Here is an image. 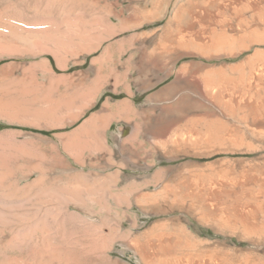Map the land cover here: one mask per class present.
Returning <instances> with one entry per match:
<instances>
[{
    "label": "rangeland",
    "instance_id": "1",
    "mask_svg": "<svg viewBox=\"0 0 264 264\" xmlns=\"http://www.w3.org/2000/svg\"><path fill=\"white\" fill-rule=\"evenodd\" d=\"M186 1L165 0L162 18L113 32L121 20H92V0H0V264H144L136 240L155 224L176 218L173 226L185 228L197 241L236 244V238L219 234L193 213L145 214L135 205L128 213L112 211V200L92 194V186L87 200L77 195L82 176L93 185L101 151L109 154L101 166L106 186L116 173L119 180L144 181L158 171L178 175L193 164L248 158L217 155L117 165L114 153L130 145L139 151L154 147L158 156L162 151L146 142L144 128L137 119L128 121L126 110L144 112L150 99L177 81L182 65L203 61L183 58L174 73H137L138 79L116 83L112 56L122 54L130 39L132 45L144 42L150 51ZM225 63L230 61L204 62L207 69ZM196 77L204 83L202 74ZM95 116L105 118L98 130L87 124ZM130 127L134 134L125 139Z\"/></svg>",
    "mask_w": 264,
    "mask_h": 264
},
{
    "label": "bare ground",
    "instance_id": "2",
    "mask_svg": "<svg viewBox=\"0 0 264 264\" xmlns=\"http://www.w3.org/2000/svg\"><path fill=\"white\" fill-rule=\"evenodd\" d=\"M164 1L92 0V20H121L113 32L125 30L162 18ZM69 11L65 9L64 14ZM159 35L150 51L142 46L144 42L132 45L130 39L122 54L112 56L110 71L116 83L120 78L138 79L137 73H174L183 58L203 62L182 65L176 71L177 81L150 99L144 112L131 106L126 110L128 121L139 120L143 138H150L146 142L162 151L158 156L154 147L139 151L133 149L136 144L130 145L123 153H114L121 163L117 165L150 166L158 159L172 162L217 155L248 158L193 164L178 175L172 170L158 171L147 181L119 180L120 173H116L106 186L101 166L109 154L101 151L96 156L99 164L93 185L87 175L82 176L77 195L87 200L92 186V194L112 200V211L128 213L134 205L153 215L186 211L217 227L219 234L237 239L236 244L197 241L185 228L173 226L177 218L159 222L136 240L144 264H264V0H187ZM215 60L230 63L203 73L204 62ZM201 74L203 84L193 79ZM104 121L95 116L87 124L98 130ZM134 131L127 128L125 139ZM173 176L172 183L166 182ZM148 187L161 188L144 193Z\"/></svg>",
    "mask_w": 264,
    "mask_h": 264
},
{
    "label": "crops",
    "instance_id": "3",
    "mask_svg": "<svg viewBox=\"0 0 264 264\" xmlns=\"http://www.w3.org/2000/svg\"><path fill=\"white\" fill-rule=\"evenodd\" d=\"M205 69H207V68H205ZM205 69H204V70H205ZM193 79H194V81H196L197 77H196V76H194V78H193ZM168 89H169V88H167V89L163 90V91H162V93H163L164 91L168 90Z\"/></svg>",
    "mask_w": 264,
    "mask_h": 264
},
{
    "label": "trees",
    "instance_id": "4",
    "mask_svg": "<svg viewBox=\"0 0 264 264\" xmlns=\"http://www.w3.org/2000/svg\"><path fill=\"white\" fill-rule=\"evenodd\" d=\"M41 134H45V135H48L49 133L48 132H40Z\"/></svg>",
    "mask_w": 264,
    "mask_h": 264
}]
</instances>
